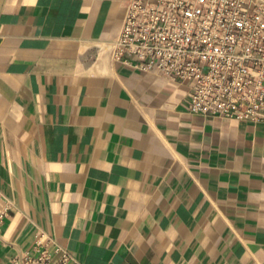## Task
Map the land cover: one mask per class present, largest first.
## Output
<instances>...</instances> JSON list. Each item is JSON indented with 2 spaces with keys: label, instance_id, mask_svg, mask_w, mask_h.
<instances>
[{
  "label": "crops",
  "instance_id": "0c3cea01",
  "mask_svg": "<svg viewBox=\"0 0 264 264\" xmlns=\"http://www.w3.org/2000/svg\"><path fill=\"white\" fill-rule=\"evenodd\" d=\"M129 1L0 0V264H264V124L116 60Z\"/></svg>",
  "mask_w": 264,
  "mask_h": 264
},
{
  "label": "built area",
  "instance_id": "2783aa9c",
  "mask_svg": "<svg viewBox=\"0 0 264 264\" xmlns=\"http://www.w3.org/2000/svg\"><path fill=\"white\" fill-rule=\"evenodd\" d=\"M126 14L116 60L186 85L192 113L264 124V0H130ZM33 248L12 264H83L50 237Z\"/></svg>",
  "mask_w": 264,
  "mask_h": 264
}]
</instances>
